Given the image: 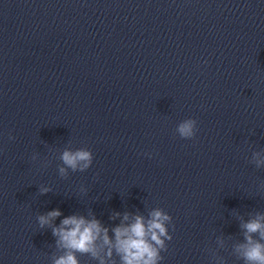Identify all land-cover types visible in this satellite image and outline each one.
I'll return each instance as SVG.
<instances>
[{
	"label": "clouds",
	"instance_id": "clouds-1",
	"mask_svg": "<svg viewBox=\"0 0 264 264\" xmlns=\"http://www.w3.org/2000/svg\"><path fill=\"white\" fill-rule=\"evenodd\" d=\"M195 121L187 120L183 122L178 131L182 137L190 138L194 135L193 127ZM62 160L66 165L73 170L78 165L81 169L87 168L91 163V153L86 150H78L76 152L65 151L62 154ZM81 162H83L81 164ZM63 171V169H61ZM60 215L58 210L48 213V216H41L39 218L41 225L48 223L49 217H57ZM153 219L149 222L147 231L145 229L141 217L136 218V222L130 228H117L116 233V248L122 253L124 264H156L158 259V248L149 243L146 239L148 234H151V241L156 245L163 247L161 236L166 234L163 226V221L168 219L167 216L162 215L160 211H155ZM62 227L53 229V234L60 237V241L69 249H76L81 252H92L95 255L93 242L99 236L101 227L95 220L86 222L83 218L75 216L67 217L62 221ZM71 226V227H67ZM246 229L245 239L246 243L239 245V251L246 261V264H264V243L255 241L252 238L253 233H259L260 239L264 240V223L260 219L252 220L243 225ZM104 243L109 244L110 241L106 235L107 230H104ZM55 264H77V261L71 253L59 258Z\"/></svg>",
	"mask_w": 264,
	"mask_h": 264
}]
</instances>
